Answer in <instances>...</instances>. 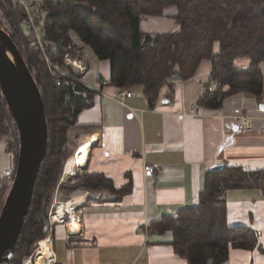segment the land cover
Listing matches in <instances>:
<instances>
[{"label":"trees","instance_id":"trees-1","mask_svg":"<svg viewBox=\"0 0 264 264\" xmlns=\"http://www.w3.org/2000/svg\"><path fill=\"white\" fill-rule=\"evenodd\" d=\"M170 6L178 10L175 18L179 31L149 34L141 30L145 17H161ZM0 11L42 91L49 123L48 153L13 253L12 261H19L32 253L35 242L46 237L50 229L55 237L57 225L51 228L48 218L51 196L72 153L70 133L78 127L80 113L94 105L96 91L82 86V93L73 96L66 87L58 86L42 53L34 46L33 36L22 27L21 13L12 0H0ZM45 30L57 42H69L74 34L78 35L99 59L110 61L111 76L103 86L121 90L141 86L151 104L165 92L167 97L172 95V76L193 78L204 59L211 61V80L216 81L218 92L208 93L206 85L198 105L217 109L227 97L242 93L259 97L263 92L264 0H74L52 8ZM246 57L250 60L247 68L235 64L238 58ZM13 121L4 100L1 137H7L9 149L18 154L19 137ZM132 186L129 180L126 186L117 188L105 174L92 173L70 177L60 189L71 194L84 189L107 191L122 197L132 191ZM232 189H260L264 195V170L224 166L208 171L197 206L163 216L150 223L149 229L159 234L170 231L176 255L189 264H224L232 248L258 247L264 251L258 232L228 225L225 196ZM6 191L1 190L2 198Z\"/></svg>","mask_w":264,"mask_h":264},{"label":"crops","instance_id":"crops-1","mask_svg":"<svg viewBox=\"0 0 264 264\" xmlns=\"http://www.w3.org/2000/svg\"><path fill=\"white\" fill-rule=\"evenodd\" d=\"M177 13L170 6L161 17H145L141 30L149 34L179 31ZM106 63L109 75L101 77L100 87L83 77L97 92L94 105L78 116L75 130L80 143L72 155L86 138L94 140L85 146L73 171L79 172L76 175L105 174L117 188L132 180L133 188L122 197L105 191H75L72 199L83 202L76 203L75 214L71 210L69 224L77 222L79 228L71 231L58 225L61 234L54 237L55 263L189 264L176 255L172 233L152 232L150 223L197 206L206 173L216 164L264 170V87L259 97L242 93L225 98L217 109L199 105L198 114H192L191 106L199 104L212 78L211 61L204 59L193 78L177 79L172 95L167 97L165 92L152 104L140 88L137 95L116 101L117 89L102 84L111 76L110 61ZM235 64L247 68L250 60L238 58ZM261 70L264 76V63ZM245 113L252 118L251 130L239 127L234 119ZM146 164L156 168L157 178L145 176ZM225 197L228 225L255 230L264 247L263 192L232 189ZM57 238L62 241L61 251L56 250ZM224 264H264V251L232 248Z\"/></svg>","mask_w":264,"mask_h":264},{"label":"water","instance_id":"water-1","mask_svg":"<svg viewBox=\"0 0 264 264\" xmlns=\"http://www.w3.org/2000/svg\"><path fill=\"white\" fill-rule=\"evenodd\" d=\"M11 56H10V54ZM0 86L15 122L19 149L13 185L0 215V264L11 261L48 153L49 123L42 91L11 34L0 26ZM262 104H260L261 106ZM216 164L211 170L223 169ZM6 253H9L6 255Z\"/></svg>","mask_w":264,"mask_h":264},{"label":"built area","instance_id":"built-area-1","mask_svg":"<svg viewBox=\"0 0 264 264\" xmlns=\"http://www.w3.org/2000/svg\"><path fill=\"white\" fill-rule=\"evenodd\" d=\"M72 1L74 0H12L14 8L21 13L22 27L27 34L33 36L34 46L42 53L51 74L56 79V84L60 87H66L70 94L77 96L82 93L80 91L82 86L97 92L95 88L87 86L83 81V77L89 70L85 44L74 37L69 42L54 41L51 37L49 38L47 36L45 30V22L52 8H57ZM55 48L57 49L55 50ZM58 54L60 56L59 59H57ZM170 82H177V78L172 76ZM206 89L208 93L215 95L218 92L216 81L210 80ZM131 96H133V92L130 89H117L114 97L116 101L122 102ZM4 100L0 86V119ZM199 109L200 106L195 103L191 106V113L198 114ZM234 119L239 127L245 130H251L252 118L246 113L237 115ZM5 145L6 143L1 137L0 127V192L3 188L8 189V191L10 190L14 183L17 170L18 154H16L15 150H6L4 148ZM155 171L156 168L153 165L146 164L144 166V173L147 178H157ZM6 196L0 199V215ZM61 203H55L48 214L51 228L54 225H64L68 229L70 227V220H73V217H71L72 214L69 211H66L62 217L58 216ZM76 211L77 206L73 209L74 214ZM51 231L52 229L48 231L49 233L46 237L35 242L34 249L30 255L24 256L19 261H3L2 264H53L55 262V250L53 246L54 237Z\"/></svg>","mask_w":264,"mask_h":264},{"label":"rangeland","instance_id":"rangeland-1","mask_svg":"<svg viewBox=\"0 0 264 264\" xmlns=\"http://www.w3.org/2000/svg\"><path fill=\"white\" fill-rule=\"evenodd\" d=\"M165 13V11H164ZM0 26L3 27L4 29H6L8 32L10 31V27H9V24H7V20L6 18L4 17L3 13L0 11ZM152 34V33H151ZM78 35L74 34V38L79 40V38L77 37ZM85 47H86V59L87 61L89 62L90 64V70L89 72L87 73V75H85V81L91 85H93L95 88H98L100 87V81H101V77H104V74L105 75H109V68L108 67H105L106 65L105 64H108L106 63L105 60H101L97 57L96 53L94 52V50L89 46V45H86L85 44ZM242 59V58H240ZM244 59V58H243ZM137 88H142L141 86H136V87H133L131 88V90L133 91V93L136 94L137 92ZM142 90V89H141ZM143 91V90H142ZM137 95V94H136ZM17 129V128H16ZM18 132V131H17ZM79 134L76 130H73L71 131L70 133V137H71V151L73 153L74 149H76L80 143V138H79ZM2 140L6 143V145L4 146V148L6 150L9 149V141H8V138L5 137V138H2ZM71 153V156L68 158V159H71L74 157V154L72 155ZM67 162V160H66ZM66 162L64 164V170H65V165H66ZM64 170H63V173H62V177L60 179V183L58 184V187L55 191H53L52 193V196H51V201H50V208H49V211H48V214L49 212L51 211V208L53 207V205L57 202H63V201H68V200H71L72 199V194L67 192V191H64V190H61V186L66 183L70 177H73V176H76V174H78L79 172L77 171L76 174H70V175H65L64 173ZM107 192V191H105ZM110 193V192H108ZM112 194V193H110ZM72 195V196H71ZM114 195V194H112ZM6 196V195H5ZM117 196V195H116ZM71 198V199H70ZM0 199H3L1 197V194H0ZM49 217V216H48ZM57 225L56 226V234H57V237L61 234L60 233V229L61 227H59ZM56 250H59L61 251L62 249V241L60 239H56ZM60 254V252H58Z\"/></svg>","mask_w":264,"mask_h":264},{"label":"bare ground","instance_id":"bare-ground-1","mask_svg":"<svg viewBox=\"0 0 264 264\" xmlns=\"http://www.w3.org/2000/svg\"><path fill=\"white\" fill-rule=\"evenodd\" d=\"M10 56H11V54H10ZM91 140H92V138H89V139L86 138L85 141L75 151L74 157L67 160L66 165H65V170H64V173L66 176L70 175V174H74V172H75V171H73L74 170V164L80 162V160L82 159L84 148H85V146H88L91 144ZM82 200H83L82 198L76 197L74 200L71 199V200L62 202L59 206L58 216L62 217L66 211L72 212L71 210H73L76 207L75 206L76 203L79 204V203L83 202ZM78 228L79 227H78L77 222L70 225L71 231L78 230Z\"/></svg>","mask_w":264,"mask_h":264}]
</instances>
